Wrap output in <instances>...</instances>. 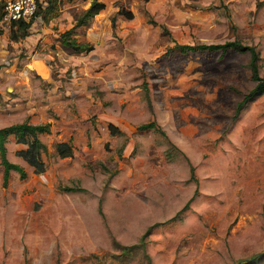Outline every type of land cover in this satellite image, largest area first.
<instances>
[{"label": "rangeland", "instance_id": "374dc122", "mask_svg": "<svg viewBox=\"0 0 264 264\" xmlns=\"http://www.w3.org/2000/svg\"><path fill=\"white\" fill-rule=\"evenodd\" d=\"M4 1L0 128L50 131L39 174L7 137L25 177L11 170L3 186L0 166V264H235L264 252V93L238 108L254 85L248 55L172 49L238 41L264 78V0H99L78 26L90 0L49 13L39 0L15 40ZM66 31L91 50L63 47ZM60 142L71 157H57Z\"/></svg>", "mask_w": 264, "mask_h": 264}, {"label": "trees", "instance_id": "16d2710c", "mask_svg": "<svg viewBox=\"0 0 264 264\" xmlns=\"http://www.w3.org/2000/svg\"><path fill=\"white\" fill-rule=\"evenodd\" d=\"M55 0H46V7L44 8L47 12L55 11L54 9ZM3 5V4H2ZM103 3L99 0H90L88 6L81 12V14L75 20V26L86 24L95 14H97L102 8ZM2 8V6H1ZM39 0H37V8L34 14V17L40 12ZM116 14L123 16L125 19H131V12L119 8L116 11ZM31 19L27 22L20 20L17 21V29L20 31L18 35H12L11 39L15 40L18 37L23 38L27 35V28L29 27ZM60 43L63 47L67 48L70 52H82L91 50V46L85 43H77L73 38L70 37L69 32H63L60 35ZM172 49L177 50L181 53L193 51L195 49H206L208 51L212 50H221L225 51L226 49H232L238 52H244L248 55L247 68L249 70L250 79L254 82L251 90L244 95L241 102L238 104V108L244 104L246 100L252 98L258 93H264V78L259 75L258 71V55L254 47L244 45L238 41H230L222 44H209V45H199V46H190V45H178L174 44ZM155 123L149 122L143 125H140L139 129L153 128ZM109 133L115 134L118 133V130L112 125L108 126ZM49 125L44 124H31L27 121L21 123L11 124L5 127L0 128V166L2 168V185L6 184L8 174L11 170L15 171L20 179L25 177V173L20 169L16 164H12L7 160L6 157V147L5 143L8 136H12L15 144L25 145V149L19 150L16 154L32 168L33 173H41L44 170V163L41 159V155L45 152V144L40 140L39 136L41 134L49 133ZM54 152L58 158H67L71 157L72 150L69 143L60 142L56 143L54 146ZM259 253L252 256L250 259L241 260L235 264H261L263 261ZM264 255V254H263ZM261 257V258H260ZM249 262V263H247Z\"/></svg>", "mask_w": 264, "mask_h": 264}, {"label": "built area", "instance_id": "2783aa9c", "mask_svg": "<svg viewBox=\"0 0 264 264\" xmlns=\"http://www.w3.org/2000/svg\"><path fill=\"white\" fill-rule=\"evenodd\" d=\"M37 0H5L1 8V22L29 21L34 17Z\"/></svg>", "mask_w": 264, "mask_h": 264}]
</instances>
